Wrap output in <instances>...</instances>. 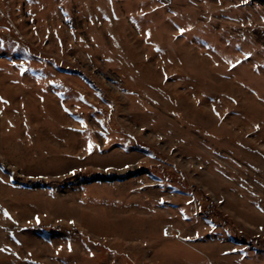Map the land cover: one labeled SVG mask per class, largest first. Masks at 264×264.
I'll return each instance as SVG.
<instances>
[{
  "label": "rangeland",
  "instance_id": "1",
  "mask_svg": "<svg viewBox=\"0 0 264 264\" xmlns=\"http://www.w3.org/2000/svg\"><path fill=\"white\" fill-rule=\"evenodd\" d=\"M0 163V264H264V3L0 0Z\"/></svg>",
  "mask_w": 264,
  "mask_h": 264
},
{
  "label": "trees",
  "instance_id": "2",
  "mask_svg": "<svg viewBox=\"0 0 264 264\" xmlns=\"http://www.w3.org/2000/svg\"><path fill=\"white\" fill-rule=\"evenodd\" d=\"M259 2H262L264 3V0H257ZM6 26V25H5ZM6 27L10 28L9 25H7ZM0 166H3L1 163H0ZM4 169L7 171V172H10L9 169H7L6 167H4ZM129 175L131 176H134L136 175L135 173H130ZM128 175L127 174H121V175H118V174H108V175H103V174H93L91 176L89 175H81V174H75V178H78V181H82V182H93V181H114L116 179H125ZM21 180V179H20ZM72 180V179H70ZM23 184L27 185V186H36V187H41V186H44V183L42 181H37V182H34L32 180H21ZM38 227L42 228L45 232H46V235H47V232L49 231L47 229V224L45 223H41Z\"/></svg>",
  "mask_w": 264,
  "mask_h": 264
}]
</instances>
